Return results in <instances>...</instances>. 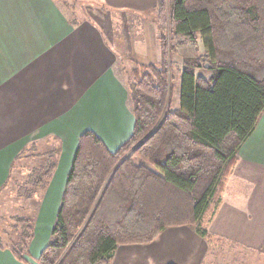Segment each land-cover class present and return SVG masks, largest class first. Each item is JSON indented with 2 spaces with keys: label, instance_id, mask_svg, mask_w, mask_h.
Segmentation results:
<instances>
[{
  "label": "trees",
  "instance_id": "1",
  "mask_svg": "<svg viewBox=\"0 0 264 264\" xmlns=\"http://www.w3.org/2000/svg\"><path fill=\"white\" fill-rule=\"evenodd\" d=\"M155 12L160 58L130 71L132 132L114 151L92 131L79 136L37 264H110L117 246L149 244L173 226L212 242L207 227L264 111V0H157ZM51 142L39 152L33 141L13 160L42 159L16 180L17 197L47 189L59 153ZM15 227L9 247L25 261L33 220L16 217Z\"/></svg>",
  "mask_w": 264,
  "mask_h": 264
},
{
  "label": "crops",
  "instance_id": "2",
  "mask_svg": "<svg viewBox=\"0 0 264 264\" xmlns=\"http://www.w3.org/2000/svg\"><path fill=\"white\" fill-rule=\"evenodd\" d=\"M98 1L109 12L141 16L134 20L144 26L133 29L136 39L128 57L140 65L134 54L142 63L158 62L157 0ZM114 42L93 21L69 16L58 0H0V194L30 138L59 139L62 148L33 221L25 261L9 245H0V264H37L82 133L94 132L110 151L131 134L128 84L121 77L124 55ZM237 159L208 225L216 239L208 243L191 227L173 226L149 244L117 246L110 264H250L254 253L264 256L263 235L243 238L232 231L264 226V111ZM222 244L237 253L217 256L215 246Z\"/></svg>",
  "mask_w": 264,
  "mask_h": 264
},
{
  "label": "rangeland",
  "instance_id": "3",
  "mask_svg": "<svg viewBox=\"0 0 264 264\" xmlns=\"http://www.w3.org/2000/svg\"><path fill=\"white\" fill-rule=\"evenodd\" d=\"M58 2L61 4L63 9L68 13L69 16L78 19L87 18L93 21L95 24L99 25V27L103 29V32L107 34L108 38L111 41L113 40L116 41L112 44H115V47L117 46V48L115 49L118 51L120 50L119 53L122 54V56L124 55L123 64L125 65L126 69L122 70L121 77L127 82L128 84L127 89H128L129 81H130V71L140 66V64H138L137 62L131 61V59L128 56L131 57L132 55V52H130L129 48L133 44L134 39H136L134 36L135 30L133 29L136 28L138 23L140 24L142 23L139 22L140 20L138 18L141 16L131 15L128 13L116 14L115 12L112 13V11L109 12L107 11L104 4H102L98 0H58ZM135 18L138 19L139 21L134 20ZM155 18H156V12H155ZM153 21L155 24V19ZM118 41H120L119 46L117 45ZM134 57L138 60L139 63H141V65L148 64V63H142L141 60L138 58V56L135 54ZM180 68H181L180 61L174 57V66H172V68L170 69L171 71L170 105L172 109L179 108V90H180V76H181ZM199 73L204 76L209 75L207 69H201L199 70ZM126 103H127V107L130 110L131 104H130L129 96L127 97ZM34 139L36 138L34 137L30 138L28 142L29 146L30 143L34 141ZM36 143L39 152L46 151L49 147V145L45 143V138H38V140H36ZM60 143L61 142L59 141V139H57V142L52 141L50 143L52 146L54 147L56 146L59 149L58 158L62 149ZM28 153L29 152H26L23 155L25 158L23 157V159L16 162L14 167L11 168V175L8 184L6 185V190L0 194V245H10V243H13L16 240L17 237V231H16L17 229L15 227L16 217H25L32 219L33 221L37 217L39 204L43 197L44 192H41V190L36 191L34 198L31 200L17 197L16 180H20L19 182L23 181L26 174H28V172L31 171V168L36 167L42 160L41 157L25 156ZM65 158L66 156L64 157V159ZM57 182L60 183L59 178H57ZM255 227L256 226H249L242 229L234 228L232 229V231L238 232L239 234H241L243 238L246 237V234L253 235L252 237L254 239L259 235L264 236V226L263 228L262 227L255 228ZM230 229L231 228H226V230L228 231H230ZM213 238L216 239L215 237ZM215 247L216 248L214 249V252L217 256H226L232 253H234L235 255L237 253L235 249H233L230 246L228 247L227 245L222 244L219 246L216 245ZM225 248L226 249L228 248L227 250L229 251H226ZM240 255H243V253H240ZM254 260H253L254 262L252 261L250 264H264V256L262 255L259 256L257 253H254Z\"/></svg>",
  "mask_w": 264,
  "mask_h": 264
}]
</instances>
